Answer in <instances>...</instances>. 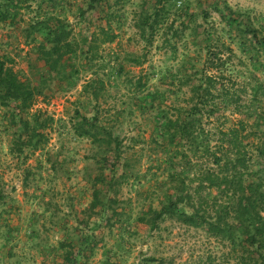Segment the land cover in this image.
Listing matches in <instances>:
<instances>
[{"label":"rangeland","instance_id":"rangeland-1","mask_svg":"<svg viewBox=\"0 0 264 264\" xmlns=\"http://www.w3.org/2000/svg\"><path fill=\"white\" fill-rule=\"evenodd\" d=\"M2 10L0 55L35 103L21 112L0 101V264H264L229 213L239 193L207 188L217 166L163 127L190 106L219 41L253 106L235 117L264 116V0H14ZM214 123H200L212 145ZM226 215L229 232L211 235Z\"/></svg>","mask_w":264,"mask_h":264},{"label":"trees","instance_id":"trees-1","mask_svg":"<svg viewBox=\"0 0 264 264\" xmlns=\"http://www.w3.org/2000/svg\"><path fill=\"white\" fill-rule=\"evenodd\" d=\"M11 3H14V0H0V20L7 17V12L5 10L3 12L2 7L9 6ZM156 15L157 11L154 12L153 17ZM102 33L105 34V41L110 40L104 29ZM56 47L57 45L52 47L51 51L53 52ZM52 52L48 51V54ZM228 53L233 54L224 41H219L216 46H209L204 70L200 72L198 83L192 86L190 106L185 110L179 108L180 111L175 120L166 115V123L163 127L164 131L171 133L173 141L177 144L186 140L190 143L193 154L197 155L199 151H204L212 164L217 166L215 169L209 167L207 169L204 178L208 183L207 188L215 186L227 194L230 191H233L234 195L239 193L235 206L231 210L228 207L222 208L221 215L227 214L228 210L229 213L233 211L234 225L242 235L241 243L255 245L257 258L264 262V129H262L264 116L257 115L253 123L235 117L244 113L248 115L253 106L248 100L243 99L245 88L237 86L231 69L233 60ZM257 90H254L251 102L258 101ZM0 101L5 104L10 101L16 102V107L21 112L32 108L35 103L33 89L18 78L1 55ZM222 110L231 111V115H227ZM203 117L207 119V124L208 121L212 123V120L215 121V125L219 123L216 128L219 130L217 134L220 135L221 141H217L214 145H212V137L215 132L212 128L207 130L203 128L200 124ZM227 122L232 124L225 126ZM223 126L225 128H222ZM80 134L90 135V132L83 129ZM256 162L261 165L262 174H258L257 182L244 183L245 176ZM204 179L199 183L195 194L202 189ZM183 198L171 200L159 214L174 213L179 203L184 202ZM225 203L229 205L230 201ZM218 218L217 223L209 224V231L213 236H221L224 232H229L231 226L228 220L229 215L218 216ZM185 219L193 223L192 216ZM219 220L224 226L220 225Z\"/></svg>","mask_w":264,"mask_h":264}]
</instances>
